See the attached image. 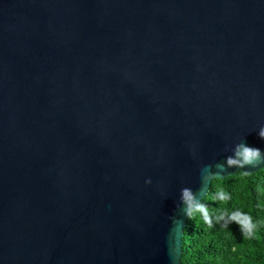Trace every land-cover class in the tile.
<instances>
[{
  "label": "water",
  "instance_id": "water-1",
  "mask_svg": "<svg viewBox=\"0 0 264 264\" xmlns=\"http://www.w3.org/2000/svg\"><path fill=\"white\" fill-rule=\"evenodd\" d=\"M261 127L264 0H0V264H183Z\"/></svg>",
  "mask_w": 264,
  "mask_h": 264
},
{
  "label": "trees",
  "instance_id": "trees-1",
  "mask_svg": "<svg viewBox=\"0 0 264 264\" xmlns=\"http://www.w3.org/2000/svg\"><path fill=\"white\" fill-rule=\"evenodd\" d=\"M183 264H264V166L211 181L189 211Z\"/></svg>",
  "mask_w": 264,
  "mask_h": 264
},
{
  "label": "clouds",
  "instance_id": "clouds-1",
  "mask_svg": "<svg viewBox=\"0 0 264 264\" xmlns=\"http://www.w3.org/2000/svg\"><path fill=\"white\" fill-rule=\"evenodd\" d=\"M259 137L264 139V127H261L259 133ZM238 155L243 157L245 162H251V160L260 155V150L253 147L242 146V151L238 153ZM229 163H235V161L229 160Z\"/></svg>",
  "mask_w": 264,
  "mask_h": 264
}]
</instances>
